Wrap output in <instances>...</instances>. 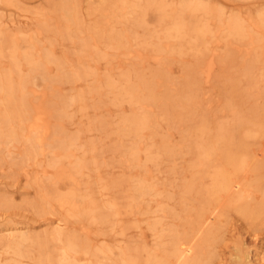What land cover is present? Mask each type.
Segmentation results:
<instances>
[{
	"label": "rangeland",
	"instance_id": "obj_1",
	"mask_svg": "<svg viewBox=\"0 0 264 264\" xmlns=\"http://www.w3.org/2000/svg\"><path fill=\"white\" fill-rule=\"evenodd\" d=\"M0 264H264V0H0Z\"/></svg>",
	"mask_w": 264,
	"mask_h": 264
},
{
	"label": "bare ground",
	"instance_id": "obj_2",
	"mask_svg": "<svg viewBox=\"0 0 264 264\" xmlns=\"http://www.w3.org/2000/svg\"><path fill=\"white\" fill-rule=\"evenodd\" d=\"M3 87H5V86H3ZM34 119V118H33ZM35 120V119H34ZM33 126V125H32ZM34 127V126H33ZM29 128V127H28ZM30 129H32V128H30ZM36 137V136H35ZM235 188V187H234ZM211 219V218H210ZM183 246H180V248H182ZM190 251H191V248L189 247V246H187L186 248H183L182 250H181V254L182 255H186V254H188V253H190ZM262 252V251H261ZM254 256V255H253ZM257 256V255H256ZM256 259H257V257H256ZM260 263V262H259Z\"/></svg>",
	"mask_w": 264,
	"mask_h": 264
}]
</instances>
